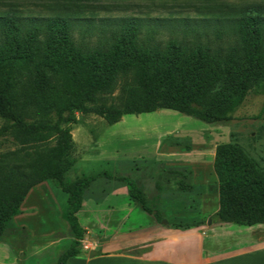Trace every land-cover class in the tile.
Returning <instances> with one entry per match:
<instances>
[{
  "label": "trees",
  "instance_id": "16d2710c",
  "mask_svg": "<svg viewBox=\"0 0 264 264\" xmlns=\"http://www.w3.org/2000/svg\"><path fill=\"white\" fill-rule=\"evenodd\" d=\"M29 1L50 2L53 12L35 16L16 7L0 12V115L12 120L21 144H54L29 161L0 157V238L31 187L50 180L68 195L67 217L74 238L55 263L66 264L82 250L86 230L77 212L84 191L97 178L113 175L103 171L74 179L66 176L76 159L71 156V129L61 126L68 120L64 113L92 112L113 124L124 114L167 108L205 122L230 120L249 93L264 92V7L206 10L199 19L102 20L100 34L90 45L75 39L73 27L80 21L89 26L91 20L81 17V7L101 0ZM162 27L173 29L165 41L158 38ZM175 28L182 29L181 37ZM210 29L214 39L208 36ZM53 110L56 119L51 121ZM213 169L219 220L264 223V167L229 141L216 145ZM170 172L187 174L184 169ZM117 179L126 183L135 203L158 221L164 218L149 205L135 180Z\"/></svg>",
  "mask_w": 264,
  "mask_h": 264
},
{
  "label": "crops",
  "instance_id": "0c3cea01",
  "mask_svg": "<svg viewBox=\"0 0 264 264\" xmlns=\"http://www.w3.org/2000/svg\"><path fill=\"white\" fill-rule=\"evenodd\" d=\"M98 141L99 137L94 143ZM193 150L167 144L154 147V163L184 169L185 175L152 172L133 179L114 172L113 178L92 181L77 212L91 247L82 248L66 264H264V223L219 220L214 155L207 161L194 157ZM74 173L68 178L85 174ZM117 177L135 180L149 205L164 218L158 221L135 203L126 183ZM67 197L50 180L31 187L0 238V264H55L74 238Z\"/></svg>",
  "mask_w": 264,
  "mask_h": 264
},
{
  "label": "rangeland",
  "instance_id": "374dc122",
  "mask_svg": "<svg viewBox=\"0 0 264 264\" xmlns=\"http://www.w3.org/2000/svg\"><path fill=\"white\" fill-rule=\"evenodd\" d=\"M245 5L264 7V0H220L215 4L200 0H101L81 7V17L91 22L89 26L82 21L75 24L73 35L78 42L81 40L83 44L93 45L100 34L102 20L132 16L199 19L203 16L201 12L206 10L225 11ZM52 6L50 2L43 1L0 0V12L16 7L30 15L48 16L52 15ZM175 30L177 36L183 35L181 28ZM172 32L170 27H162L158 38L165 41L172 36ZM208 36L214 39V31L210 29ZM117 92L118 89L114 93ZM64 117L68 120L63 121L61 126L71 129V156L77 162L74 170L68 173L69 178L80 170L85 174L106 171L112 175L120 172L133 179L152 172L170 176L171 168L160 162L158 165L154 163V147L163 144L185 149L189 145L187 149L194 148V157L208 161L213 157L217 144L234 141L264 167V92L249 93L231 112L232 118L228 121L205 122L170 109L125 114L113 124H107L102 116L92 112L66 111ZM48 118L51 121L56 119L54 110ZM11 123L10 118L0 115V157L4 159L33 160L37 153L54 144L23 145L15 138V128ZM98 137L99 141L95 144Z\"/></svg>",
  "mask_w": 264,
  "mask_h": 264
},
{
  "label": "built area",
  "instance_id": "2783aa9c",
  "mask_svg": "<svg viewBox=\"0 0 264 264\" xmlns=\"http://www.w3.org/2000/svg\"><path fill=\"white\" fill-rule=\"evenodd\" d=\"M81 247L85 250H88L91 247V243L85 239L81 241Z\"/></svg>",
  "mask_w": 264,
  "mask_h": 264
},
{
  "label": "water",
  "instance_id": "95a60500",
  "mask_svg": "<svg viewBox=\"0 0 264 264\" xmlns=\"http://www.w3.org/2000/svg\"><path fill=\"white\" fill-rule=\"evenodd\" d=\"M164 222H165V220H164Z\"/></svg>",
  "mask_w": 264,
  "mask_h": 264
}]
</instances>
